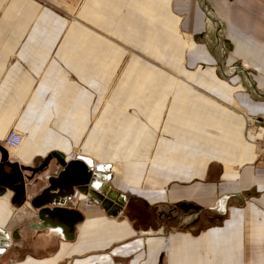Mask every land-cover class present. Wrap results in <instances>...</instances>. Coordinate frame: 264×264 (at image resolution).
<instances>
[{
    "label": "crops",
    "instance_id": "0c3cea01",
    "mask_svg": "<svg viewBox=\"0 0 264 264\" xmlns=\"http://www.w3.org/2000/svg\"><path fill=\"white\" fill-rule=\"evenodd\" d=\"M206 2L218 36L200 0H0V144L14 128L10 162L67 159L20 206L0 193V264H264V153L244 130L264 116V0ZM78 162L108 166L120 209L71 207ZM41 193L54 216L28 209Z\"/></svg>",
    "mask_w": 264,
    "mask_h": 264
},
{
    "label": "water",
    "instance_id": "95a60500",
    "mask_svg": "<svg viewBox=\"0 0 264 264\" xmlns=\"http://www.w3.org/2000/svg\"><path fill=\"white\" fill-rule=\"evenodd\" d=\"M200 3L201 10L204 12L207 21L209 20V23L214 27L218 36V33L220 32L219 23L213 16L212 12L209 10L206 1L201 0ZM218 66L220 71H225L223 63L219 62ZM234 69L244 72L238 66ZM244 75L246 76L247 80L250 81L248 78V73L246 71L244 72ZM252 89H255L253 85ZM51 159H54L60 166L63 167V169H66V163L64 162L63 158L57 154L48 155L46 158H44L43 162L36 167L18 165L17 163L10 162L8 160L7 151L0 146V193L5 192L6 190L11 191L13 193V196L10 200V203L16 206H20L24 201L23 196L26 191L27 184H29V181L32 180L35 174H38L47 166ZM77 165L79 174L73 176V181L75 182L74 190L78 191L80 194L86 195L96 204L102 205L103 207H105L106 204H110V199H113L114 201V197H112L111 194H115V192L107 193L106 190L108 188L104 184V182L108 180L109 177L106 173V169H108V166H100L92 170L88 169L87 165L82 162H78ZM102 171H104L105 173H103ZM70 177L72 178V176ZM42 196L43 193L31 198L29 201V205L34 209H39V217L42 213H48L54 216V213H50V210L41 208L43 204ZM114 202L119 206L118 209H120V207L122 206L123 198L121 197L120 201L116 200ZM73 223L74 222H71L69 223V225ZM1 234L0 249L2 250L4 247L3 244L6 242L7 237L5 232Z\"/></svg>",
    "mask_w": 264,
    "mask_h": 264
},
{
    "label": "built area",
    "instance_id": "2783aa9c",
    "mask_svg": "<svg viewBox=\"0 0 264 264\" xmlns=\"http://www.w3.org/2000/svg\"><path fill=\"white\" fill-rule=\"evenodd\" d=\"M244 130H245V133L251 132L254 135L253 139H251V143L258 150L260 154L264 153V116L252 117V116L244 115ZM21 142H22L21 133H19L14 128H10L5 133L0 146L6 151H10V150H15L16 148H18ZM70 158L74 159L75 155L70 154ZM63 160L65 161L67 159H63ZM94 167H96V165L91 166L90 169ZM68 202L70 203L71 207H74L79 202H82L83 205L86 207L93 205V202L89 197H87L86 195L80 194L76 190H74L73 193L70 195ZM26 205L28 209H33L28 203ZM25 212L23 211L22 213L25 214Z\"/></svg>",
    "mask_w": 264,
    "mask_h": 264
},
{
    "label": "rangeland",
    "instance_id": "374dc122",
    "mask_svg": "<svg viewBox=\"0 0 264 264\" xmlns=\"http://www.w3.org/2000/svg\"><path fill=\"white\" fill-rule=\"evenodd\" d=\"M201 1V0H200ZM200 5H201V3H200ZM222 72V71H221ZM24 214H22V212L21 213H19V216L16 214L15 216H16V225H18V224H21V223H23V222H25L26 221V218L23 216Z\"/></svg>",
    "mask_w": 264,
    "mask_h": 264
},
{
    "label": "bare ground",
    "instance_id": "6f19581e",
    "mask_svg": "<svg viewBox=\"0 0 264 264\" xmlns=\"http://www.w3.org/2000/svg\"><path fill=\"white\" fill-rule=\"evenodd\" d=\"M208 22H210L209 20H208ZM7 196V195H6Z\"/></svg>",
    "mask_w": 264,
    "mask_h": 264
}]
</instances>
